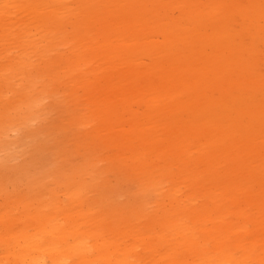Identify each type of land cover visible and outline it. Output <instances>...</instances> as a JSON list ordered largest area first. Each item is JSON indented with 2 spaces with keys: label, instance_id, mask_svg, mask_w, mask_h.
Segmentation results:
<instances>
[{
  "label": "bare ground",
  "instance_id": "1",
  "mask_svg": "<svg viewBox=\"0 0 264 264\" xmlns=\"http://www.w3.org/2000/svg\"><path fill=\"white\" fill-rule=\"evenodd\" d=\"M260 1L0 0V147L45 100L82 134L58 188L0 200V264H264Z\"/></svg>",
  "mask_w": 264,
  "mask_h": 264
},
{
  "label": "rangeland",
  "instance_id": "2",
  "mask_svg": "<svg viewBox=\"0 0 264 264\" xmlns=\"http://www.w3.org/2000/svg\"><path fill=\"white\" fill-rule=\"evenodd\" d=\"M262 2L263 0L260 4ZM260 8L263 9L264 4L260 5ZM260 21L264 24L263 18ZM258 45L264 57V43L259 42ZM41 104L43 108L39 109L35 119L26 126L19 129L15 127L13 131L10 129L7 132L8 141L5 146L9 147L4 146L6 151L0 147V200L5 196L27 192V181L33 184L28 191L30 194H48L51 188H58L59 181L80 159L77 149L82 143V134L69 124L68 113L58 102L49 104L45 100L44 106L43 102ZM17 141L19 142L15 144ZM18 146L19 148H16ZM9 152L11 154L7 155ZM107 154L108 151L100 149L95 156ZM100 167L104 170L96 178V185L103 182V188H106L113 206H129L138 193L137 184L128 181L125 176L110 172L107 166L101 163ZM94 192L95 190L89 188L86 196L91 197ZM148 205H151L150 201Z\"/></svg>",
  "mask_w": 264,
  "mask_h": 264
}]
</instances>
